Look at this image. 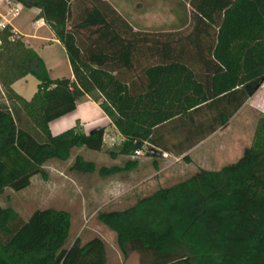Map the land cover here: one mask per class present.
Returning <instances> with one entry per match:
<instances>
[{"label": "trees", "instance_id": "obj_1", "mask_svg": "<svg viewBox=\"0 0 264 264\" xmlns=\"http://www.w3.org/2000/svg\"><path fill=\"white\" fill-rule=\"evenodd\" d=\"M13 1L39 11L36 19L63 48L72 79H50L21 39L2 38L0 195L25 190L47 163L67 162L74 150L101 151L104 128L53 136L48 127L84 97L101 100L123 138L108 154L128 160L100 168L105 178L134 170L130 158L156 127L218 99L232 106L224 126L264 84V0H188L191 32L165 41L132 33L102 0ZM26 76L38 83L29 101L11 89ZM70 170L89 175L96 166L77 155ZM97 220L115 235L122 257L134 253L139 264H264V117L235 163L198 170ZM70 227L65 211H35L23 220L0 207V264H106L99 238L67 246Z\"/></svg>", "mask_w": 264, "mask_h": 264}, {"label": "rangeland", "instance_id": "obj_2", "mask_svg": "<svg viewBox=\"0 0 264 264\" xmlns=\"http://www.w3.org/2000/svg\"><path fill=\"white\" fill-rule=\"evenodd\" d=\"M35 18L36 11L34 9L22 7L19 16L12 20L10 25L24 35L26 38L24 40L34 46L45 60L51 59L53 62H57L55 66H48L50 79L55 77V79H59V76L65 78L68 66L62 63L64 50L60 46L46 49L48 44L45 45L44 50L40 49V45H44V43L34 40L41 37L46 38L47 30L37 29ZM3 70L4 68L1 67L0 75L3 74ZM37 84V80L33 76H26L17 82L14 90L23 99L29 101L36 92ZM260 88L262 89L252 102V107H247L240 115L234 117L230 127L220 138H217L222 143L235 141L239 150L233 156L224 157L222 164L219 163L204 169L217 171L220 167L234 163L240 158L243 149L253 143L256 128L264 117V84ZM3 94L4 89L0 82V100H3ZM78 104H87V99L82 98ZM255 106L260 109L256 111ZM228 113L227 111L224 115L229 117ZM222 119L221 116L220 124ZM111 149L112 147L106 142L99 152L77 149L71 153L70 160L67 162L50 161L44 166V175L33 177L25 190L20 192H14L10 189L4 190L0 195V207L12 209L23 220L28 219L35 211L46 209L65 211L71 217L67 246L75 240L85 244L93 238H99L105 245L106 264H139L138 257L134 253H128L125 259L122 257L116 246L115 235L98 222L97 216L102 212L125 210L133 206L138 200L149 196L148 193L152 192V187L150 189H140L139 187V189H132V186L136 185V182L143 177L149 176L152 166L149 164L144 170L136 169L132 172L101 177L98 174L100 168H109L113 164H119L118 157L110 158L108 151ZM77 155L93 162L96 166V172L88 175L71 171L70 167ZM144 157L138 158L143 159ZM197 170L196 167H189L185 173H178L177 178L171 179L173 181L170 183L183 181ZM150 182L149 184L154 183ZM159 188H154V191Z\"/></svg>", "mask_w": 264, "mask_h": 264}, {"label": "crops", "instance_id": "obj_3", "mask_svg": "<svg viewBox=\"0 0 264 264\" xmlns=\"http://www.w3.org/2000/svg\"><path fill=\"white\" fill-rule=\"evenodd\" d=\"M102 1L118 12V14H121L132 33L141 36H155L159 38L160 41H165L168 38L177 39L191 32L190 18L188 14L184 13L188 9V0ZM34 10L36 11L37 17L39 11L36 9ZM35 25L37 29L47 30L46 38L36 37L38 40H34L44 43V45H40V49L44 50L46 44L49 45L46 49L54 46L61 47L54 39L51 30L42 20H37L35 18ZM12 29L16 38H20L26 47L35 51L48 71V66L52 67L57 64L56 61L53 62L51 59L49 61L45 60L34 46L24 40L26 39L24 35L17 31L16 28L12 27ZM62 63L68 66L67 75L64 77L72 79V72L65 54L62 58ZM58 78L60 79L61 77L59 76ZM19 80L11 85L12 91L18 96L20 95L16 93L14 87ZM261 89L262 88L252 97L248 98L229 118L224 126H221L219 123L220 117L227 111L231 112L232 106L227 103L226 99H218L190 111L186 116L175 118L156 127L151 133L149 143L145 146L160 152L161 157L152 158L145 155L143 159L130 158V160L137 161V166L134 170H144L149 164L152 166L149 172L150 175L138 180L136 185L132 186V189L138 187L140 189H150L152 187V192L148 193L151 195L158 190L156 189L154 191V188H168L177 184L170 183L173 181L171 179L177 178L178 173H185L189 167H196L198 170H206L204 169L205 167H211L219 163L222 164L224 157L228 155L233 156L237 150H239L236 142L222 143L221 140H217V138H220L230 127L234 117L240 115L247 107H252V102ZM84 98L87 99V104H77L74 112L49 123L48 127L50 133L55 136L71 128H77V130L81 131L84 135H88L97 128H104L103 144L107 142L112 148L119 146L123 142V138L100 109L99 104L101 100L95 103L88 96ZM254 109L258 111L260 108L255 106ZM118 158L119 164H113L112 166H122L128 160L124 157ZM221 168L223 167H220V169ZM190 176L191 175L188 177ZM188 177H186V179ZM150 181L155 184H149L151 183Z\"/></svg>", "mask_w": 264, "mask_h": 264}, {"label": "built area", "instance_id": "obj_4", "mask_svg": "<svg viewBox=\"0 0 264 264\" xmlns=\"http://www.w3.org/2000/svg\"><path fill=\"white\" fill-rule=\"evenodd\" d=\"M21 9L22 6L13 0H0V48L2 38H5L8 42H13L16 39L10 23L19 16ZM7 31H9V35L5 34ZM149 151L148 147L143 146L141 149L135 151L133 157L145 156Z\"/></svg>", "mask_w": 264, "mask_h": 264}, {"label": "water", "instance_id": "obj_5", "mask_svg": "<svg viewBox=\"0 0 264 264\" xmlns=\"http://www.w3.org/2000/svg\"><path fill=\"white\" fill-rule=\"evenodd\" d=\"M99 129H95L93 131L90 132V134L95 133L96 131H98ZM147 157H152V158H159L161 156V153L154 150V149H150V151L146 154Z\"/></svg>", "mask_w": 264, "mask_h": 264}]
</instances>
